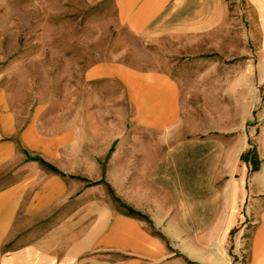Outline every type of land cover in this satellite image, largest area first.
<instances>
[{
	"label": "crops",
	"instance_id": "1",
	"mask_svg": "<svg viewBox=\"0 0 264 264\" xmlns=\"http://www.w3.org/2000/svg\"><path fill=\"white\" fill-rule=\"evenodd\" d=\"M85 1L112 18L103 25L166 59L139 70L147 171L117 184L114 196L105 179L103 196H91L47 156L29 157L35 129L18 130L0 101V264H236L228 246L235 228V245L250 234L247 264H264V83L232 81L242 66L187 59L201 56L194 52L205 31L220 25L222 0ZM249 1L264 30V0ZM252 147L253 172L241 160ZM125 148L135 149L120 144L107 173Z\"/></svg>",
	"mask_w": 264,
	"mask_h": 264
},
{
	"label": "rangeland",
	"instance_id": "2",
	"mask_svg": "<svg viewBox=\"0 0 264 264\" xmlns=\"http://www.w3.org/2000/svg\"><path fill=\"white\" fill-rule=\"evenodd\" d=\"M221 2L220 25L205 31L203 46L194 52L201 56L187 59L242 66L232 81L264 83V30L256 5ZM111 19L85 0H0V101L10 103L18 130L35 129L38 149H28L29 157L47 156L91 196H103L105 179L114 196L117 184L130 185L135 172L146 173L148 137L137 122L136 105L147 89L139 87V70L166 60L126 31L103 25ZM121 69L135 72L122 74ZM213 99L203 96L201 102ZM122 143L134 152H119L118 167L107 173L105 164ZM237 234L236 228L230 234L231 259L247 264L250 234L235 245Z\"/></svg>",
	"mask_w": 264,
	"mask_h": 264
},
{
	"label": "trees",
	"instance_id": "3",
	"mask_svg": "<svg viewBox=\"0 0 264 264\" xmlns=\"http://www.w3.org/2000/svg\"><path fill=\"white\" fill-rule=\"evenodd\" d=\"M241 160L245 163H249L251 165L250 167V171H256L258 169V160H257V155L256 152L254 150V147H252L251 149H249L248 151L244 152L241 155Z\"/></svg>",
	"mask_w": 264,
	"mask_h": 264
}]
</instances>
